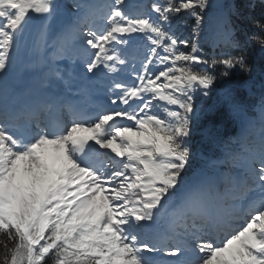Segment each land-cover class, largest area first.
I'll use <instances>...</instances> for the list:
<instances>
[{
  "label": "snow or ice",
  "instance_id": "snow-or-ice-1",
  "mask_svg": "<svg viewBox=\"0 0 264 264\" xmlns=\"http://www.w3.org/2000/svg\"><path fill=\"white\" fill-rule=\"evenodd\" d=\"M237 75L264 88V0H0V264H264V106L250 137Z\"/></svg>",
  "mask_w": 264,
  "mask_h": 264
},
{
  "label": "trees",
  "instance_id": "trees-1",
  "mask_svg": "<svg viewBox=\"0 0 264 264\" xmlns=\"http://www.w3.org/2000/svg\"><path fill=\"white\" fill-rule=\"evenodd\" d=\"M152 0H148L146 5H150ZM225 2V0H224ZM193 21L186 18L179 22L176 31L179 28L184 27V29L188 30L189 35H191V28ZM210 25L206 24L204 27V31L201 34L200 43L201 46L204 48L206 52L212 51V39L210 35ZM252 57L254 61L259 65V52L255 50L252 52ZM244 82H247L246 84ZM230 86L234 90L235 94L244 105L246 114L248 116H255L256 108L259 107L264 102V88L261 87V81L259 78L253 79L247 75H237L232 78L231 81L221 82V86ZM205 106L208 109H211L210 112L206 113V117H212L219 128L220 135L224 140H231V148L233 151L238 152L236 146L239 143H236L237 131L239 128V122L233 119L227 111V106L223 104L219 94H216L212 97H209L205 100ZM163 105L157 108L159 114L163 117H166V112L164 110ZM219 109H223V116L217 115ZM204 124V119L201 120V125ZM195 144L200 146V149L204 156H212V157H219L221 152L219 149L214 148L211 144L205 141L203 137V128L198 127L196 135L194 137ZM202 164L200 159H197L193 167L199 168Z\"/></svg>",
  "mask_w": 264,
  "mask_h": 264
},
{
  "label": "rangeland",
  "instance_id": "rangeland-1",
  "mask_svg": "<svg viewBox=\"0 0 264 264\" xmlns=\"http://www.w3.org/2000/svg\"><path fill=\"white\" fill-rule=\"evenodd\" d=\"M135 1H136V0H135ZM219 2H223V0H219ZM189 19L192 20V18H189ZM210 32H211V28H210ZM177 34H178V35H181V36H183V37H185V38L191 36V35H189L188 30L184 29V27L179 28V29L177 30ZM158 103H159V102H158ZM261 107H262V106H261ZM261 107L257 110V114H256L255 119H254V118L252 119V120H254V121L256 122V124H255V128H254L252 131H250V134L252 133V134H254L255 136L259 134V128H260V123H259V122H260Z\"/></svg>",
  "mask_w": 264,
  "mask_h": 264
},
{
  "label": "bare ground",
  "instance_id": "bare-ground-1",
  "mask_svg": "<svg viewBox=\"0 0 264 264\" xmlns=\"http://www.w3.org/2000/svg\"><path fill=\"white\" fill-rule=\"evenodd\" d=\"M42 67V66H41ZM37 71H40L39 69H37ZM264 90V89H263Z\"/></svg>",
  "mask_w": 264,
  "mask_h": 264
}]
</instances>
